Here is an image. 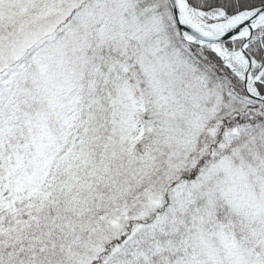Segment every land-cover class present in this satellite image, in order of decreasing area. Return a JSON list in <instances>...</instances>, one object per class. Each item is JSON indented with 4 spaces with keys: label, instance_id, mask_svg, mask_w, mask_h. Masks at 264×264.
Wrapping results in <instances>:
<instances>
[{
    "label": "snow or ice",
    "instance_id": "obj_1",
    "mask_svg": "<svg viewBox=\"0 0 264 264\" xmlns=\"http://www.w3.org/2000/svg\"><path fill=\"white\" fill-rule=\"evenodd\" d=\"M0 264H264V0H0Z\"/></svg>",
    "mask_w": 264,
    "mask_h": 264
}]
</instances>
